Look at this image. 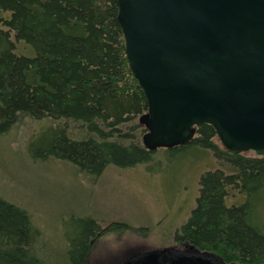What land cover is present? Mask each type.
<instances>
[{
	"label": "trees",
	"instance_id": "1",
	"mask_svg": "<svg viewBox=\"0 0 264 264\" xmlns=\"http://www.w3.org/2000/svg\"><path fill=\"white\" fill-rule=\"evenodd\" d=\"M0 10L10 15L0 19V138L34 126L30 160L66 163L94 181L111 166L154 160L158 149L142 144L139 118L148 107L128 65L116 0H0ZM19 41L33 55L16 54ZM194 129L191 142L169 150H209L217 168L200 175L195 206L173 240L239 264H264V150L233 154L210 125ZM74 223L63 251L56 250L28 210L0 193V264H89L105 230L127 228H102L91 217Z\"/></svg>",
	"mask_w": 264,
	"mask_h": 264
},
{
	"label": "water",
	"instance_id": "2",
	"mask_svg": "<svg viewBox=\"0 0 264 264\" xmlns=\"http://www.w3.org/2000/svg\"><path fill=\"white\" fill-rule=\"evenodd\" d=\"M116 1L128 65L148 107L139 118L143 146H184L207 124L230 153L264 150V0ZM169 251L133 264H157Z\"/></svg>",
	"mask_w": 264,
	"mask_h": 264
},
{
	"label": "rangeland",
	"instance_id": "3",
	"mask_svg": "<svg viewBox=\"0 0 264 264\" xmlns=\"http://www.w3.org/2000/svg\"><path fill=\"white\" fill-rule=\"evenodd\" d=\"M9 17L0 10V19ZM14 52L33 55L22 41ZM33 128L25 124L0 138V193L28 210L51 247L62 252L63 238L74 233L77 218L91 217L102 228L113 223L127 228L105 230L92 242L89 264H113L127 255L120 264H132L140 255L163 250L209 260L172 243L174 231L195 206L200 175L217 168L209 150L161 148L148 165L111 166L94 181L74 173L66 163L30 160L26 150ZM238 199L241 204L247 201L245 196ZM263 200L260 195L258 201Z\"/></svg>",
	"mask_w": 264,
	"mask_h": 264
},
{
	"label": "flooded vegetation",
	"instance_id": "4",
	"mask_svg": "<svg viewBox=\"0 0 264 264\" xmlns=\"http://www.w3.org/2000/svg\"><path fill=\"white\" fill-rule=\"evenodd\" d=\"M172 243H174L175 245H179V246L183 247L185 250V253H190L192 251L195 252V250L192 248L193 246L188 241H175V240H173ZM171 250L175 251L173 249H171ZM200 252L201 253H207V255H204V257L209 258V260H204L205 264H239L235 261L226 260V259L224 260L222 257H220L219 255L214 254V253H210L207 251H200ZM185 256L186 255H184V254L177 255L176 253L170 254L169 252H166V254L159 255V257L157 259V264H169V261L171 259L177 260V259H190L191 258V257H185ZM126 257H122V258L114 260V261L112 260L114 262L113 264H120V263L126 261ZM132 264H133V262H132Z\"/></svg>",
	"mask_w": 264,
	"mask_h": 264
}]
</instances>
